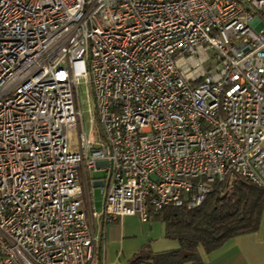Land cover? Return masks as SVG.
<instances>
[{"label":"built area","instance_id":"1","mask_svg":"<svg viewBox=\"0 0 264 264\" xmlns=\"http://www.w3.org/2000/svg\"><path fill=\"white\" fill-rule=\"evenodd\" d=\"M260 22L264 0H0V264H96L80 171L103 223L264 187Z\"/></svg>","mask_w":264,"mask_h":264},{"label":"trees","instance_id":"2","mask_svg":"<svg viewBox=\"0 0 264 264\" xmlns=\"http://www.w3.org/2000/svg\"><path fill=\"white\" fill-rule=\"evenodd\" d=\"M213 189L197 206H166L150 211L164 222V237L177 241L171 249L150 252L144 248L127 264H204L202 255L229 238L255 231L264 208V187L242 177L233 185Z\"/></svg>","mask_w":264,"mask_h":264},{"label":"crops","instance_id":"3","mask_svg":"<svg viewBox=\"0 0 264 264\" xmlns=\"http://www.w3.org/2000/svg\"><path fill=\"white\" fill-rule=\"evenodd\" d=\"M79 183L82 187V208L86 205L88 211L86 190L90 191L91 187L85 184L82 171L79 172ZM95 186L88 196L93 208ZM94 210L96 211L95 208ZM87 213L97 237L96 264H127L143 248L149 251L152 241L164 233V222L160 218L150 216L148 220L141 221L136 215H126L113 222L103 223L100 217H91L89 212ZM201 257L204 264H264V208L255 231L235 235L219 248Z\"/></svg>","mask_w":264,"mask_h":264},{"label":"rangeland","instance_id":"4","mask_svg":"<svg viewBox=\"0 0 264 264\" xmlns=\"http://www.w3.org/2000/svg\"><path fill=\"white\" fill-rule=\"evenodd\" d=\"M264 26V22H260L258 23L256 26H254V28L256 30H258L260 27ZM79 92H80V96L84 95V86H82V84H79ZM87 106H85L84 104L82 105L83 109H86ZM83 128L85 131H87L89 129V123H88V113L87 111L83 110ZM101 176L106 177V172L105 171H100V170H96L90 173V177L93 179L99 178ZM83 183V180L82 182ZM93 197V196H92ZM101 195L99 192V187L95 186L94 187V208L96 209V212H98L99 210H101ZM92 205V203H91ZM84 212L87 211V207L86 205L83 207ZM86 215H88V213L86 212ZM177 245V241L176 240H172V239H168L166 237H164V234L162 233L161 236L157 237L155 240L152 241V244L150 247L151 252H156V251H160V250H165V249H171L176 247ZM134 257V256H133ZM132 257V258H133Z\"/></svg>","mask_w":264,"mask_h":264}]
</instances>
